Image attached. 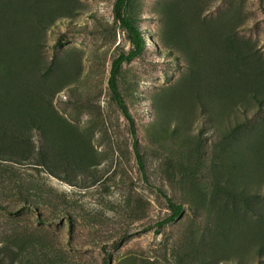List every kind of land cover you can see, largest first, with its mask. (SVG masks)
<instances>
[{"label": "rangeland", "instance_id": "1", "mask_svg": "<svg viewBox=\"0 0 264 264\" xmlns=\"http://www.w3.org/2000/svg\"><path fill=\"white\" fill-rule=\"evenodd\" d=\"M116 1L0 0V264H264V0L129 1L135 136Z\"/></svg>", "mask_w": 264, "mask_h": 264}, {"label": "trees", "instance_id": "2", "mask_svg": "<svg viewBox=\"0 0 264 264\" xmlns=\"http://www.w3.org/2000/svg\"><path fill=\"white\" fill-rule=\"evenodd\" d=\"M130 0H117L115 4V17L121 23V25L127 30L129 33L130 39L132 41L133 47L128 53L120 54L113 62L111 75L109 78V85L111 92L117 102V104L122 108L123 112L130 120L132 133L135 136L136 129H135V120L129 111V108L122 96V93L119 89L118 85V78L122 69V66L125 62H130L136 57H138L146 48V40L141 32V30L135 25L134 21L126 14V9L129 5ZM135 151L137 153L138 161L141 167H144V162L140 151L138 149L137 140L135 138L134 141ZM163 192V191H162ZM163 194L166 197L168 202V206L171 209V214L166 217L165 219L161 220L158 225L164 226L170 222L176 221L184 212V206L180 203L175 202L166 195L164 192Z\"/></svg>", "mask_w": 264, "mask_h": 264}]
</instances>
